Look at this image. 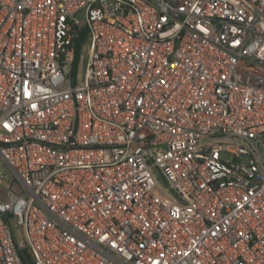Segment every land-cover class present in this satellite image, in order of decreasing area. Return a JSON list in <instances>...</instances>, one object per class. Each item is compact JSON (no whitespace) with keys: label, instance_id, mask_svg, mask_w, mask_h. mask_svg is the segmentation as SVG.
I'll return each instance as SVG.
<instances>
[{"label":"built area","instance_id":"built-area-1","mask_svg":"<svg viewBox=\"0 0 264 264\" xmlns=\"http://www.w3.org/2000/svg\"><path fill=\"white\" fill-rule=\"evenodd\" d=\"M0 162V264H264V0H0Z\"/></svg>","mask_w":264,"mask_h":264},{"label":"rangeland","instance_id":"rangeland-1","mask_svg":"<svg viewBox=\"0 0 264 264\" xmlns=\"http://www.w3.org/2000/svg\"><path fill=\"white\" fill-rule=\"evenodd\" d=\"M85 62L86 61H82L81 64L79 65V70L78 71H75L73 76L76 77L77 81L82 77L83 73H84V69H85ZM0 170L1 171H4V172H7L8 170L5 169V167L2 165V163L0 162ZM153 172H154V175H155V178L157 180V182L162 186V187H166V188H169L170 187V184L169 182L164 178V176L160 173L159 169L157 168H154L153 169ZM170 192L173 193L172 190H169ZM12 235H13V238H14V241L15 242H18V241H21L23 240V237L19 234L18 230L16 228H12Z\"/></svg>","mask_w":264,"mask_h":264},{"label":"trees","instance_id":"trees-1","mask_svg":"<svg viewBox=\"0 0 264 264\" xmlns=\"http://www.w3.org/2000/svg\"><path fill=\"white\" fill-rule=\"evenodd\" d=\"M83 40H84V34L82 31V35L75 42V61H74V64H76L78 59H79L80 48H81V45L83 43Z\"/></svg>","mask_w":264,"mask_h":264}]
</instances>
